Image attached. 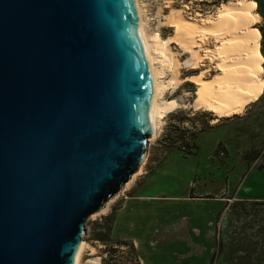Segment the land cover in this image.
I'll return each instance as SVG.
<instances>
[{
	"label": "water",
	"instance_id": "obj_1",
	"mask_svg": "<svg viewBox=\"0 0 264 264\" xmlns=\"http://www.w3.org/2000/svg\"><path fill=\"white\" fill-rule=\"evenodd\" d=\"M132 0H0V264H75L147 158Z\"/></svg>",
	"mask_w": 264,
	"mask_h": 264
},
{
	"label": "rangeland",
	"instance_id": "obj_2",
	"mask_svg": "<svg viewBox=\"0 0 264 264\" xmlns=\"http://www.w3.org/2000/svg\"><path fill=\"white\" fill-rule=\"evenodd\" d=\"M226 1L229 0H140V4L150 39L162 43L174 32V27L170 26L166 17L171 7H183L187 17L209 18L216 13L218 6ZM252 1L256 5L258 3L256 12L260 16L252 25L257 27L259 51L263 60L260 97L247 104L240 114L219 117V120L214 121L215 113L203 107L200 109L192 107L197 85L187 78L202 70L205 71V77H211L217 72L216 63L204 57L200 59L197 68H189L185 63L189 54L176 42L169 43L170 50L180 60V66L176 77L172 69H163L158 75V80L164 84L158 98L162 103L169 102V108L158 118L157 135L148 143L147 158L145 163H142L143 171L146 169L151 173L168 155H173L181 161L189 157L183 164L184 172L174 171L171 175L155 174L153 181L164 185L170 183L184 185L189 179L193 182L204 180L212 189H221L223 194L220 196L229 199L210 223L209 235L215 240L212 254L216 250L213 264H226L224 257H227L228 251L232 248L231 239L236 235L252 232L246 220L235 215L236 208H231L228 204L237 199H264V0ZM213 44L212 37H208L204 42L205 46ZM195 48L198 49V46ZM153 52H156V65L165 66L166 61L159 52V46L154 44ZM183 146L186 147L185 150L182 149ZM195 166L201 167L198 178L197 174L187 173L189 167ZM179 169L182 170L181 165ZM140 175H137L132 184L140 180ZM132 184L128 189L121 190L109 199L108 212L96 211L88 217L83 239L94 246L95 251L86 246L80 264H89L90 258L98 260L95 264H136L135 254L129 245L116 243L112 238L109 240L113 242L109 241L106 244L94 239L96 233L103 232L104 217L115 213L126 196L131 194ZM211 207L210 204L200 203L198 211L203 212ZM163 236L165 238V235ZM163 236L158 235L157 238ZM219 243L224 246L223 252L220 253L217 251ZM198 252L203 258L204 250Z\"/></svg>",
	"mask_w": 264,
	"mask_h": 264
},
{
	"label": "bare ground",
	"instance_id": "obj_3",
	"mask_svg": "<svg viewBox=\"0 0 264 264\" xmlns=\"http://www.w3.org/2000/svg\"><path fill=\"white\" fill-rule=\"evenodd\" d=\"M132 1L150 74L149 116L153 131L149 142L157 135L159 116L169 108V102L159 101L158 95L164 84L158 80V75L163 69H172L174 77H176L180 66V60L169 48L171 42H176L184 52L189 54L185 62L189 68H197L200 59L204 57L216 63L217 72L211 77H205V71L202 70L187 78L197 85L196 98L192 107L195 109L203 107L205 110L215 113L214 121L219 120V117H232L235 114H240L247 104L260 97L259 85L263 60L259 51V34L257 28L252 26V23L257 22L260 17L255 11L257 5L254 1L229 0L222 2L214 15L198 19L187 17L183 7H171L165 16L170 26L174 27V32L162 43L150 39L140 0ZM208 37L214 39L212 46L204 45ZM154 44L159 46V52L162 53L166 61L165 66L156 65L157 57L156 52H153ZM196 46L198 49L195 48ZM143 164L121 190L128 189L137 175L143 173ZM109 203L108 200L103 209L98 212H108ZM86 246L93 252L95 251L94 246L83 239L81 254L77 252L75 264H80L81 255ZM97 261V259L90 258L88 262L95 264Z\"/></svg>",
	"mask_w": 264,
	"mask_h": 264
},
{
	"label": "crops",
	"instance_id": "obj_4",
	"mask_svg": "<svg viewBox=\"0 0 264 264\" xmlns=\"http://www.w3.org/2000/svg\"><path fill=\"white\" fill-rule=\"evenodd\" d=\"M188 158L181 161L168 155L151 173L144 169L140 180L132 184L131 194L114 213L111 238L131 241L140 264L210 263L215 247V240L209 235L210 223L229 199L220 196L221 189H212L204 180L189 179L184 185L153 181L155 174L184 172L183 164ZM199 168L189 167L188 175L197 174L198 178ZM200 203L212 207L201 212ZM158 235L165 238H157ZM201 249L203 258L198 252Z\"/></svg>",
	"mask_w": 264,
	"mask_h": 264
},
{
	"label": "trees",
	"instance_id": "obj_5",
	"mask_svg": "<svg viewBox=\"0 0 264 264\" xmlns=\"http://www.w3.org/2000/svg\"><path fill=\"white\" fill-rule=\"evenodd\" d=\"M190 153V152H189ZM231 208H236L235 215L246 220L247 226L252 230L251 233L245 235H236L231 239L232 248L224 257L226 264H264V199H237L232 204H228ZM233 215V213H232ZM114 220V213L107 214L104 217L105 225L103 232L95 234L96 240L106 244L113 242L110 232ZM104 223V222H103ZM116 243L129 245L135 254L136 264H140L134 244L129 240H116ZM223 244L219 243L217 251L223 252ZM216 250L213 252L210 263L213 264Z\"/></svg>",
	"mask_w": 264,
	"mask_h": 264
},
{
	"label": "built area",
	"instance_id": "obj_6",
	"mask_svg": "<svg viewBox=\"0 0 264 264\" xmlns=\"http://www.w3.org/2000/svg\"><path fill=\"white\" fill-rule=\"evenodd\" d=\"M182 149H183V150H185V149H186V147H185V146H183V147H182Z\"/></svg>",
	"mask_w": 264,
	"mask_h": 264
}]
</instances>
